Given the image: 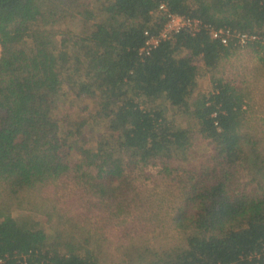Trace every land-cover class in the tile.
<instances>
[{"label":"trees","instance_id":"16d2710c","mask_svg":"<svg viewBox=\"0 0 264 264\" xmlns=\"http://www.w3.org/2000/svg\"><path fill=\"white\" fill-rule=\"evenodd\" d=\"M95 1L97 10L80 0H0V264H264L254 93L220 71L238 50L264 45H224L203 28L140 54L145 33L166 23L154 18L161 5L264 37V0ZM69 19L92 23L88 36L64 38L57 27ZM204 75L213 91L193 100ZM85 99L94 111L80 120ZM241 171L251 189H240ZM147 181L170 190L174 241L140 191Z\"/></svg>","mask_w":264,"mask_h":264},{"label":"rangeland","instance_id":"374dc122","mask_svg":"<svg viewBox=\"0 0 264 264\" xmlns=\"http://www.w3.org/2000/svg\"><path fill=\"white\" fill-rule=\"evenodd\" d=\"M84 6H88L91 10H97L99 7L98 4H95V0H80ZM159 16L154 15V18H158ZM92 23L86 24L84 22H80V20H66L60 26L57 27L60 34H63V37L67 38V36H79V37H87L90 32V27ZM1 55V48H0ZM263 58V62L260 60ZM201 65V63H199ZM220 71H223L226 74V77L232 79L233 74L238 75L240 82H248L249 86L253 90V100H252V108L248 115L249 120V128L250 130H254L255 134H258L260 138L264 139V51L260 54H255L249 50H238L236 54L230 57L227 60L222 62L220 67ZM242 84V83H241ZM245 85V84H244ZM242 85V86H244ZM213 91V85L211 83V78L209 75H204L198 81L197 88L195 89L193 100H195L200 93H210ZM78 102V101H75ZM81 102L80 106L76 108V110L80 111V120L87 119L89 113L94 111V105L91 100H79ZM167 118L170 121H173L175 126L188 127L190 123L188 122L185 116H174L173 112H168ZM205 142L200 140L197 144V150H204ZM152 175V177L157 176L156 171H148ZM240 184L241 190L246 188L251 189L250 181L245 176V174L241 171L240 176ZM137 185H141L138 182ZM142 195L145 198H149L150 201H153L155 209L158 210L157 218L163 220L162 224V232L163 235H167L169 238L173 239V241L177 238V232L170 226L168 222V218L171 220L173 214H171L172 206L171 203L174 200L172 195L169 193L170 190L165 188L164 185L161 188H158L157 185L151 183L149 181L144 182L142 187H139ZM51 189H47L45 192H48ZM44 192V193H45ZM49 193V192H48ZM174 193V192H173ZM174 195V194H173ZM45 207H51L52 203L45 202ZM162 207V210H161ZM31 213L37 221H40L43 226L49 230L52 226V223H49L48 218L41 214L42 211H33ZM16 217H23L25 215L30 214L29 212L15 211ZM91 225V224H90ZM161 231V230H160Z\"/></svg>","mask_w":264,"mask_h":264},{"label":"built area","instance_id":"2783aa9c","mask_svg":"<svg viewBox=\"0 0 264 264\" xmlns=\"http://www.w3.org/2000/svg\"><path fill=\"white\" fill-rule=\"evenodd\" d=\"M154 15L164 16L166 18V23L157 36L150 35L149 32L145 33L148 39L144 48L140 51V54L143 57L150 55L152 50L157 48L161 41L172 40L176 34L182 31H186L192 35H195L203 28L209 32L212 40H218L224 45H228L229 42L233 40H235L237 45L241 48L254 43H261L262 45H264V37H261L259 35L241 34L232 32L230 30H217L215 28L204 25L199 20H191L185 17L171 14L168 11L166 5H161L154 13Z\"/></svg>","mask_w":264,"mask_h":264}]
</instances>
